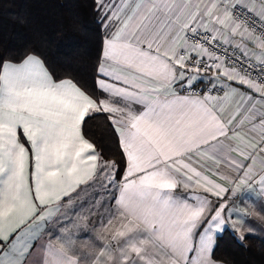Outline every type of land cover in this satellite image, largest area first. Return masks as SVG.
Instances as JSON below:
<instances>
[{
	"label": "snow or ice",
	"instance_id": "6c2138e0",
	"mask_svg": "<svg viewBox=\"0 0 264 264\" xmlns=\"http://www.w3.org/2000/svg\"><path fill=\"white\" fill-rule=\"evenodd\" d=\"M93 3V89L0 55V264H223L217 236L264 221V0ZM96 114L121 161L86 138Z\"/></svg>",
	"mask_w": 264,
	"mask_h": 264
},
{
	"label": "trees",
	"instance_id": "16d2710c",
	"mask_svg": "<svg viewBox=\"0 0 264 264\" xmlns=\"http://www.w3.org/2000/svg\"><path fill=\"white\" fill-rule=\"evenodd\" d=\"M105 35L93 0H0V55L19 59L35 51L58 76L94 88V67ZM105 114L83 125L105 159L121 161L118 141ZM214 258L223 264H264V241L227 229L216 240Z\"/></svg>",
	"mask_w": 264,
	"mask_h": 264
},
{
	"label": "crops",
	"instance_id": "0c3cea01",
	"mask_svg": "<svg viewBox=\"0 0 264 264\" xmlns=\"http://www.w3.org/2000/svg\"><path fill=\"white\" fill-rule=\"evenodd\" d=\"M201 87H203V85H201ZM183 194H184V189L181 188L177 191L178 196L183 195ZM256 195H257L256 192H249L248 189H244L243 192L237 193V200L233 201V203H238L239 197H241V196H248V197L254 198ZM213 199H215V198H213ZM85 207H87V204H85ZM76 211H79V209L77 208ZM69 215L72 216L73 218H75V212L74 211H72L70 213V210H69ZM225 215H227V214H225ZM249 223L255 229L252 232L247 231V227H248L247 225H245L239 231H235L231 227H229L228 229L231 230L232 232L236 233V235H238V236H241V235L253 236V237H257V238L261 239L262 241H264V221H261L260 219H258L253 214L250 217ZM91 227H92L91 224L80 225L78 229L73 230L74 231L73 239L76 242L75 248H76L77 253H82V254L87 255V253L89 252V246L93 242H96V243L99 242L96 240L95 233L91 231ZM55 231H56L57 235L60 234V228L59 227H56ZM48 238L49 237L47 235H45V242H47Z\"/></svg>",
	"mask_w": 264,
	"mask_h": 264
},
{
	"label": "rangeland",
	"instance_id": "374dc122",
	"mask_svg": "<svg viewBox=\"0 0 264 264\" xmlns=\"http://www.w3.org/2000/svg\"><path fill=\"white\" fill-rule=\"evenodd\" d=\"M72 212V210H70V213Z\"/></svg>",
	"mask_w": 264,
	"mask_h": 264
}]
</instances>
